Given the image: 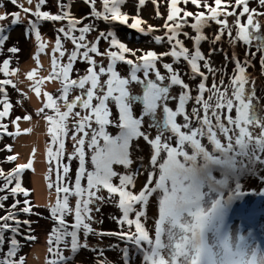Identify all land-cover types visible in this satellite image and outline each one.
Instances as JSON below:
<instances>
[{"label": "snow or ice", "instance_id": "1", "mask_svg": "<svg viewBox=\"0 0 264 264\" xmlns=\"http://www.w3.org/2000/svg\"><path fill=\"white\" fill-rule=\"evenodd\" d=\"M10 2L25 14L35 16L37 21L67 22L66 26L58 29L55 46L52 49L51 74L35 80L37 69L26 73L29 80L35 81L32 87L38 97L41 95L40 85L45 80L62 76L67 82L60 89L61 95L58 97L59 100L64 101L66 111H60L57 99H54L50 93H43L47 99L44 106L38 110V114L44 113L45 108L55 111V118L52 115L45 116L50 125L48 163L51 172L55 161L54 170L57 177L56 181L48 185L50 189L55 187L57 200L55 205L50 207L54 227L48 239L50 255L47 264H68L74 257L64 256L65 249L75 253L80 247L88 248L86 242L83 244L79 242L81 231L85 237L90 234L101 237L118 235L121 240L129 242L142 252L144 264H264V249L252 238V234L249 233L247 238L244 235L235 237L234 233H230L229 225L226 223L233 202L242 199L246 194L242 191V178L251 177L264 181V177L259 176L262 169L255 167L264 166V116L260 115L253 103L254 100L258 101L255 96V82H251V88H246L250 81L246 71L247 67L251 66L249 57L259 53V62L264 69V34H260L261 25L258 19L259 16L264 15V12L250 8V0H234V3L232 0H212V3L208 0H166L167 16L163 25L166 29L165 35L156 36L155 40L161 42L166 38L171 45L170 51L157 53L149 50L136 56V51L128 48L112 31L101 32L95 42H87L85 34L92 31L94 25L78 28L82 18L73 17L71 5L65 4L64 0H57L60 11L56 14L42 10L46 0H38L35 10L25 8L22 3H18V0H10ZM85 2L91 5L90 16L102 17L109 22H119L145 34L157 31L154 26L147 25L139 15L129 16L121 11V5L127 0H100L103 11L96 9L97 0H85ZM162 2L164 0H152L157 17L162 16L159 10ZM256 2L264 8V0H256ZM27 3L32 4V0H27ZM189 3L197 9L204 10L194 13L188 11L186 7H180L181 4L187 6ZM145 4L146 0H136L137 9ZM9 15L12 17V25L21 23L20 12L0 14V21L8 19ZM222 16L224 19H220ZM228 16H237V20L234 21L237 29L236 37H232L227 22ZM244 16L247 17L246 23L240 19ZM189 17L195 19V23L190 25L197 32L194 37L182 32ZM209 20L221 25L217 34L212 37L213 44L219 43L227 31L230 43L243 42L246 46L243 61L233 52L232 63L235 68L227 86L223 79H220L219 83L216 82L215 76L218 70L211 66L210 58L217 50L210 48L206 56L199 47L201 41L208 39L203 33V27ZM37 21L30 20L29 25L38 44L34 58L38 67H41L39 55L44 52L47 45L38 30ZM6 30L7 26L0 25V52L3 51L8 39L4 34ZM77 31L80 33L79 36L75 35ZM181 34L193 40L195 45L193 50L178 38ZM61 35L71 40L74 46L68 54L67 64L60 63L55 56L56 52L60 53V57L65 55L66 50H62ZM100 39H109L110 49L106 53L99 52L97 44ZM253 41L257 42L255 52L248 49ZM112 47H115L116 51H112ZM8 51L15 54L19 52V48L13 46ZM90 53L106 55L109 58L107 67L102 63L98 64ZM78 56L83 57L90 66L83 76L70 80L69 73ZM166 56L175 58L176 62L182 58L187 63L192 77H200V82L195 88V96L192 95V87L185 83L180 70L175 68L173 63H162L161 66L167 75L161 73L157 64ZM118 61L130 66L128 76L122 77L115 70ZM10 62V59L3 60L0 64V73L6 76L18 75V68H9ZM141 72L143 77L138 75ZM102 74L108 76L103 82L100 79ZM209 75L213 77L210 87L207 85ZM89 82L90 86L86 87ZM133 84L142 85V95L132 93ZM8 85L16 88L12 79L0 80V97L3 98L0 99L2 105L0 121L9 116L12 108L6 91ZM70 86H78L82 91L69 102L67 97ZM174 86L180 88L177 95L171 94ZM93 100L96 101L95 104ZM138 101L142 103V111L136 115L134 104ZM170 101H176L175 108L169 106ZM190 102L193 106L189 112L187 105ZM109 103L116 106L115 114L109 108ZM77 106L85 110L84 115L78 111L73 113V109ZM233 109L236 112L235 117L231 115ZM158 111L162 113V118L157 117ZM70 116L73 117L71 129L67 124ZM146 117L150 120L147 128H145ZM178 117H183L182 123L177 121ZM20 119L21 117H16L12 122L16 124V132H9L8 125L0 122V136L19 135L17 121ZM23 119L31 120V116L25 115ZM93 123L97 127H93ZM109 126L118 129V133L112 135L107 130ZM153 128L156 129L155 136L151 135L150 130ZM256 128H259V133H255ZM31 130L29 128L23 131L27 133ZM69 131L75 144L73 153L69 154L68 159L76 158L79 161L74 187H69L70 181L67 176L70 171L69 165L62 162L65 149L63 137H67ZM140 138L152 149L150 165L158 169L159 174L157 176L156 171L149 172L143 188L138 193H134L130 189L135 187V177L139 173L131 171L134 163L131 150L133 140ZM204 140L207 144L202 142ZM86 147L92 150L90 161L93 170L91 171L86 168L88 162ZM5 150L11 151V145H6ZM162 153L166 156L162 157ZM16 158L10 155L6 160L12 162ZM32 164L33 161L30 159L27 164L17 165L10 172L5 173L0 169V179L4 180L3 185H0V192H8L12 196L23 194L26 199L20 212L25 214H32V205L27 199L29 190L22 187L20 175L25 169H32ZM114 165H120L127 171L123 174L118 173L114 170ZM217 171L220 173V178L214 175ZM114 177L119 178V184L113 183ZM84 178L87 180L86 187L81 185V180ZM13 181H15L14 186H12ZM101 190H107L110 197L119 196L118 207L122 210V215L114 219H117L121 226L126 224L128 231L97 232L91 227L94 222L93 206L97 201L105 200V197L98 195ZM157 191L161 193V197L153 237L150 236L142 218L145 216L144 209L149 198ZM70 196L77 197L74 207L69 203ZM7 199L8 195L0 196V209H4V201ZM19 204V200H14L5 210V215L0 216V264H24V257L17 258V253L22 247L16 238L21 234V224L29 227L28 234L23 238L29 241L35 239L31 234V221L17 219L19 213L15 210ZM137 205L140 207L137 208ZM95 210L99 211V207L97 206ZM68 215L74 217L71 224L66 220ZM8 221L13 223L10 224ZM5 232L15 234L7 238V251L4 250ZM92 251L98 253L97 264H109L99 246ZM122 257L124 264H130L128 247L122 249Z\"/></svg>", "mask_w": 264, "mask_h": 264}, {"label": "rangeland", "instance_id": "2", "mask_svg": "<svg viewBox=\"0 0 264 264\" xmlns=\"http://www.w3.org/2000/svg\"><path fill=\"white\" fill-rule=\"evenodd\" d=\"M37 2L38 0H32V4H28L27 0H18V3H22L25 8H32L33 10H35ZM208 2L212 3V0H208ZM232 2L234 3V0H232ZM69 4L71 5V15L76 18H82L83 11L81 9L85 8V3L80 0H71ZM180 7H186L188 11H192L194 13L204 10L197 9L190 3L187 6L181 4ZM249 7L257 9L258 12H264V8L258 5L256 0H250ZM54 9H57V5L54 6ZM42 10L49 11L51 14L53 13L52 6L48 3H46ZM159 10L162 14L161 17H157L152 0H146V4L139 9H137L136 7V0H127V2L121 7L122 12L129 14V16L139 15L143 21H146L147 25H152L157 29V31H153L148 34L141 33L136 29H131L127 27V25L119 22H113L112 25H106L100 20L99 22L97 20L95 21V19H82V23L77 27L79 28L83 27L84 25H94V29L85 34L87 42H95L101 32L107 33L109 31H112L115 34L116 38H118L128 48L136 51V56H140L149 50H154L157 53L168 52L171 49V45L166 38L161 42H157L155 40L156 36L164 37L165 35L166 29L163 28V25L165 24L167 16L166 0H164V2L160 4ZM229 11H231V9H229ZM5 12L9 14L13 12H20L21 23L12 25L11 15H9L8 19L0 21V25L7 26V30L4 34L8 36V39L3 46V51L0 52V64H2L3 60L10 59L11 62L9 68H18L19 72L18 75L11 76H6L4 73H0V80L10 78L16 84V88H13L11 85L6 86L8 101L11 103L12 108L10 110L9 116L3 118V120L0 122L8 125L9 132H16V124H13L12 122L16 120V117H21V119L17 121L20 129L19 135L8 136L7 134H3L2 136H0V169H3L4 172L7 173L12 171L17 165L27 164L31 159L33 161L32 169H25L20 176L22 187L30 191V197L34 205H36L37 207H50L53 202L54 194L48 190L46 179H49V177L53 178L54 176H50V173L46 174L45 168H47L48 165L46 159H44L46 154L45 142L46 140H48L47 137L50 138V134L48 133V127L50 125L49 122L45 119V116L47 114H38V110L43 107L45 99H47L46 96L43 95V93H48V91L59 88L60 85L64 84V80L62 76L55 78L57 82L54 78L51 80H45L40 85L41 95L39 97L36 95L32 87L35 81L29 80L26 77V73L28 71L23 68V65L26 63V61L36 60L34 57L38 49V44L35 39L34 32H31L30 30L29 21H37V18L35 16L25 14L17 6L13 5L10 0H0V14H3ZM240 19L242 22L246 23L247 17L244 16ZM258 19L261 25L260 34H264V15L259 16ZM236 20L237 16L227 17V22L229 29L231 30L232 37L237 36L236 25L234 24V21ZM187 21L188 23L183 27L182 32H187L189 36L192 37L196 36V30L190 27L191 24L195 23L194 17L187 18ZM66 23V21H57L54 23L43 20L37 21L38 30L40 31L41 37L43 41L46 42L47 46L44 52L40 53L39 55V57H41L39 60V65L43 66L42 70H39L41 67H39V69L36 68L38 66L37 61L34 64V67L37 69L35 80H39L42 77H48L47 74L52 69V61L49 60L52 59V49L55 46V41L58 35V32L55 30H58L62 26H66ZM129 23H131V20H129ZM220 28L221 25L217 24L215 21L209 20L203 27V33L208 37V39L205 41H201L199 47L206 56L210 48H215L217 50L215 54H213L210 58L211 66L218 70L215 76L216 82L219 83L220 79H223L224 84L227 86L229 84L230 77L234 73L235 68V65L232 63L233 52H235V54L239 56L241 61H243L245 57L246 46L245 44H242V42H236L235 44L230 43V37L227 34V31L224 33L219 43L213 44L212 37L217 34ZM178 38L182 40L185 46H187L190 50L194 49L195 45L193 40L186 38L182 34ZM61 42L63 45L62 50H66L65 55L63 57H60V53L56 52L55 56L59 59L60 63L66 64V62H68V54L73 50L74 46L71 44L72 42H70L69 39H65L62 35ZM256 43V41H253V43L248 46V49L255 52ZM13 46L19 48L18 53L13 54L8 51V49ZM107 46L110 47L109 39H100L98 41L97 47L106 48ZM111 50L116 51V48L112 47ZM81 51L83 50L81 49ZM90 56H92V53H90ZM92 58L95 59L98 64L106 63V61L108 63V60L104 61L106 58L103 59L102 55L96 54L92 56ZM249 59L251 61V66L247 67L246 69L249 78L252 81H254L256 78L258 82H260L261 88L264 90V69L259 68L260 54L258 53L254 56H251L249 57ZM162 63H173L174 67L180 70L181 76L184 79L185 83H188L192 87V95H196L195 88L196 85L200 82V77H192L187 63L182 58L178 62H176L175 58L166 56L163 57V60L161 62H158L157 67L160 68L161 73L167 75L166 71L161 66ZM50 64L51 66H49ZM201 64H203V62H201ZM88 65L89 64L84 61L83 57L78 56L77 60L73 64L72 69L70 70L69 79H78L80 76H83L86 73ZM98 70L99 69L97 68V71ZM202 70L204 69L202 68ZM57 71H59V69H57ZM250 82L251 81H249V84L246 85V88H251ZM212 83L213 77L209 75L207 85L210 87ZM262 89L255 88V96L258 98V101L254 100L253 103L256 105V108L259 111L260 115L264 116V110L262 109V105H264V91ZM81 91L82 90L80 89L78 93L74 92L75 96L80 95ZM131 91L133 94L139 95H142L143 92L141 88H137L136 93V89L132 88V86ZM179 91V86H174L171 89V94L177 95ZM229 95H231L230 88ZM205 96L207 97V93L205 94ZM0 99L3 98L0 97ZM93 101L96 102L95 100ZM169 106L175 108L176 101H170ZM192 106L193 104L191 102L187 105V109L189 112L191 111ZM0 110H2V105H0ZM141 111L142 110H140V108H138V106L134 104L135 114L139 115ZM224 111L225 113H227L226 109ZM25 115H30L31 120H24L23 117ZM231 115L233 117L236 116L235 109H233ZM157 117L162 118V113L158 111ZM177 121L182 123L183 117H178ZM148 123H150V120L146 117L145 128H147ZM68 127L69 129H71L72 125H69ZM29 128L32 129L31 132L26 133L23 131L24 129ZM150 131L152 136L156 135L155 128L151 129ZM254 131L255 133H259L260 130L259 128H256ZM114 133L116 132L114 131ZM221 139L223 140V137H221ZM202 142L207 144L206 140ZM101 143H103L102 140ZM172 143L174 144L175 141L173 140ZM74 144L75 141L72 138H69L68 144L64 149V152L66 153H63L65 156H62L63 164L67 165L69 164V162L74 160V158L71 160L68 159L69 154L73 153ZM6 145H11V151L5 150ZM210 147L211 146L209 145V148ZM86 149L88 148L86 147ZM90 151L92 154L91 149ZM91 154L86 156V160L88 161L86 164V168L89 171L93 170V165L90 161ZM151 154L152 149L142 138L133 140L131 155L134 163L131 166V171L139 173L135 177V187L130 189L134 193H138L143 188V186L147 182L149 172L156 171L157 176L159 174L158 169H154L150 165ZM10 155L16 156L17 158L12 162H8L6 160V157ZM161 155L162 157L166 156L165 153H162ZM160 162H162V160ZM113 167L115 171L121 174L127 171L120 165H114ZM255 167L262 169L259 172V176L264 177V166L256 165ZM71 172L72 171L70 169L68 174L71 175ZM214 175H216L217 178H220V173L218 171L214 172ZM241 182L243 184L242 191H244L246 194L242 199H237L233 202L226 218V223L229 225L230 233H234L235 237L244 235L247 238L249 233H251L252 238L260 245L262 249H264V200L259 199L264 194V181L257 178L248 177L242 178ZM113 183L119 184V178L114 177ZM14 184L15 181H13V186ZM160 197L161 193L157 191L149 198V202L144 209L145 216L142 218V222L149 230L150 236L153 237L155 220L158 218ZM116 198L119 201L118 195L116 196ZM113 207L114 206L110 204L101 206L99 209L100 212L97 213L98 215H101V218H95V223L98 224V227H102V229L109 233H118L121 230L128 231L129 229L126 224L121 226L117 222V219H114V217H121L122 210L119 207H117L118 209H115ZM136 207L139 208L140 206L137 205ZM17 219L21 221H34V217L20 213ZM31 228H34L31 234L35 237V239L31 241H24L23 239L18 238L23 245L17 253V258L24 257V264H46L47 234L37 223L35 225H31ZM25 229L29 230V228H26L25 225L21 224L20 232L23 235L28 234L25 233ZM134 230L135 229L133 228L132 231ZM111 237L110 239L108 238V240L114 239V242L112 243L117 247L109 251H103L104 257L109 261V264H124L122 249L125 247H128L130 250V264H144L142 252L136 249L134 245L121 240L118 235H111ZM108 240L99 239L97 241H93L91 250L88 253L81 252L75 255L72 254L71 256H73L74 259L70 260L68 264H97L96 257L98 253L92 251V249L96 246H99L100 249H103L106 244H108Z\"/></svg>", "mask_w": 264, "mask_h": 264}, {"label": "trees", "instance_id": "3", "mask_svg": "<svg viewBox=\"0 0 264 264\" xmlns=\"http://www.w3.org/2000/svg\"><path fill=\"white\" fill-rule=\"evenodd\" d=\"M70 1L71 0H64V3L65 4H69L70 3ZM80 1H82V2H84L85 3V8H83V9H81L82 11H83V17H82V19H95V21L97 20L98 22H99V20L101 21V22H103V23H105L106 25H112L113 24V22H109V21H105V20H103L102 19V17H94V16H90V13H91V11H92V8H91V5L89 4V3H86L85 2V0H80ZM46 3H48L49 5H51L52 6V14H56V13H58L59 11H60V9L57 7V9H54V6H56L57 5V0H46ZM121 7H122V5H121ZM96 9L97 10H99V11H103V9H102V5H101V2H100V0H97V3H96ZM29 15V14H28ZM221 19L223 18V16L222 17H220ZM224 19V18H223ZM50 22H52V23H54V22H57V21H50ZM56 24V23H55ZM55 31H57L58 32V30L56 29ZM79 31H77L76 33H75V35H77V36H79ZM237 34V33H236ZM70 42H71V40H70ZM239 43H241V42H239ZM72 44V43H71ZM242 44H244L243 42H242ZM73 45V44H72ZM98 49H99V52L100 53H106L107 51H109V49H110V47L109 46H107L106 48H100V47H98ZM83 50V49H82ZM94 55H96V53H92V56H94ZM52 56H53V53H52ZM103 56V59H105L104 61H106V60H108V63H109V58L106 56V55H102ZM40 58L41 57H39V60H40ZM232 59H233V57H232ZM36 61L37 60H33V61H26V63L23 65V68L26 70V71H30V70H32V69H39V67L37 66L36 68L34 67L35 65V63H36ZM49 61H52V59L51 60H49ZM68 62H66V64H67ZM108 63H107V61H106V63H103V65L105 66V67H107V65H108ZM49 66H51V64L49 65ZM90 65H88V67H89ZM48 67V66H47ZM46 67V68H47ZM42 68H43V66H41V68L39 69V70H42ZM259 68H261V65L259 64ZM115 70L122 76V77H126V76H128L129 74H130V66L129 65H127L126 63H124V62H117L116 63V65H115ZM51 72H52V69H51V71L47 74L48 76L51 74ZM263 72V71H262ZM138 75H140L141 77H143V73L141 72V73H138ZM108 78V76H107V74H102L101 75V77H100V79H101V81L103 82L104 80H106ZM152 78H154V75H153V77ZM255 78V77H254ZM55 79V78H54ZM56 80V79H55ZM251 82H252V80H250ZM56 82H57V80H56ZM165 82H167V81H165ZM251 82H250V86H252V84H251ZM254 82H255V88H258V89H262L261 88V86H260V82H258V80L255 78V80H254ZM59 83V82H58ZM66 82L64 81V84H65ZM64 84H62V85H60L59 86V88H57V89H54V90H51V91H48V93H50V94H52V96H53V98L54 99H57V104H58V107H59V109H60V111H66L67 109H66V107H65V103H64V101H62V100H59L58 99V97L61 95V92H60V89H62V87H63V85ZM90 86V82H89V84H86V87H89ZM132 88H134V89H136V93H137V88H141L142 90H143V87H142V85H138V87H137V84H133L132 85ZM80 89H79V87L78 86H70V88H69V93H68V97H67V99H68V101L70 102L72 99H74V96H75V93H78V91H79ZM263 90V89H262ZM264 91V90H263ZM75 92V93H74ZM263 94H264V92H263ZM45 102H46V99H45ZM44 102V103H45ZM96 102H94L93 101V104H95ZM264 103V102H263ZM136 104V106H138V108H140V110H142V103L141 102H136L135 103ZM43 106H44V104H43ZM109 108L112 110V112H113V114H115L116 112H117V109H116V106L113 104V103H109ZM262 109L264 110V105H262ZM80 112L82 115H84L85 114V110L83 109V108H81V107H79V106H77L76 108H74L73 109V113H75V112ZM45 114H47V115H52V116H54V118H55V111L53 110V109H47V108H45V112H44ZM67 124H68V126L69 125H72L73 124V117H69V119H68V121H67ZM93 127H97V125H95V123H93ZM72 128V127H71ZM107 130L112 134V135H116L117 133H118V129H116V128H114V127H112V126H109L108 128H107ZM114 131L116 132V133H114ZM71 131H69V134H68V136L67 137H63V139H64V143H65V146H67V144H68V139L69 138H71ZM48 138V140H46V142H45V144H46V150H45V158L44 159H46V161H47V165H48V167L47 168H45L46 169V174H48V173H50V176H54L53 178H50V179H46L47 180V185H49V183L50 182H54V181H56V179H57V177H56V172H55V161H53V164H52V171L50 172V168H49V163H48V160H49V157H48V155H47V149H48V147L50 146V138L49 137H47ZM58 146V145H57ZM55 150V149H54ZM85 151H86V156H88L89 154H91V151H90V149H86L85 148ZM64 153H66V152H64ZM63 157L65 156L64 154L62 155ZM67 165H70L69 166V168L71 169V175H69V174H67V176H68V179H69V181H70V183H69V187H74V183H75V177H76V173H77V170H78V167H79V161H78V159H76V158H74V160L73 161H71V162H69V164H67ZM72 166V167H71ZM90 167H92V166H90ZM49 168V169H48ZM22 174V173H21ZM21 176V175H20ZM47 178V177H46ZM3 183H4V180L3 179H0V185H3ZM81 185L83 186V187H86L87 186V180H86V178H84V179H82L81 180ZM13 186V185H12ZM48 190L49 191H51L53 194H54V198H53V202H52V204H51V206L52 205H55V203H56V200H57V193H56V189H55V187H53V188H49L48 187ZM4 195H8V199L6 200V201H4V209H0V216H4L5 215V210H7L8 208H9V206L14 202V200H19L20 201V207L18 206L17 207V209L15 210V211H17L18 213H20V214H24V215H28V216H32V217H34V221H31V225H35L36 223L38 224V225H40V227H42L43 228V231L47 234V244H46V264H47V261H48V258H49V252H48V248H49V243H48V239H49V234L51 233V231H52V229H53V227H54V219H53V217L51 216V213H50V207H37L36 205H34L33 204V202H32V199H31V197H30V191H29V197H27V199L30 201V203H31V205H32V214H25V213H22V212H20V209L21 208H23L24 207V204H23V201L26 199V197L23 195V194H19V195H17V196H12L11 194H9L8 192H0V196H4ZM98 195H100V196H103V197H105V200L103 201V202H99V201H97L96 202V204L93 206V212H92V216L94 217V222L91 224V227L93 228V229H95L97 232H99V231H104V232H106L104 229H102V227H98V224H96L95 223V218H98V219H100L101 218V215H98L97 213L98 212H100V211H97L96 212V210H95V208L98 206L99 207V209H100V207L101 206H103V205H108V204H110V205H113L114 207L113 208H115V209H118L117 207H118V199L116 198V196H111L110 197V194L107 192V190H101L99 193H98ZM259 199H262V200H264V194L262 195V197H260ZM76 201H77V197L76 196H70L69 197V203H70V205L71 206H75V204H76ZM101 203V204H100ZM66 220L68 221V223L69 224H71L73 221H74V217L72 216V215H68L67 217H66ZM8 223H13L12 221H8ZM23 225V224H22ZM26 226V228H29L27 225H25ZM33 229L34 228H31V232L33 231ZM25 233H28L29 232V230H27V229H25ZM21 233V232H20ZM11 235H15V234H13V233H11V232H5V245H4V250L5 251H7V249H8V242H7V238L9 237V236H11ZM24 237V235L21 233L20 235H17L16 236V238H17V240L19 241V243L21 244V245H23L22 244V242H20V240L18 239V238H20V239H23L24 241H29V240H26V239H24L23 238ZM110 237H111V235H104V236H98V235H95V234H90V235H88L87 237H85V235H84V233L81 231L80 233H79V242L81 243V244H83V243H87L88 244V248H84V247H80L79 249H78V251L77 252H75V253H73V252H71V250L70 249H65L64 250V252H63V255L64 256H71L72 254L73 255H75V254H77V253H81V252H84V253H88L90 250H91V246H92V242L93 241H97V240H99V239H102V240H108V238L110 239ZM112 238V237H111ZM112 242H114V239H111V240H108V244H106V246H105V244H104V248L102 249L103 251H109V250H112V249H114L115 247H117L116 245H114ZM22 248V247H21ZM20 248V249H21ZM17 257H18V254H17Z\"/></svg>", "mask_w": 264, "mask_h": 264}]
</instances>
